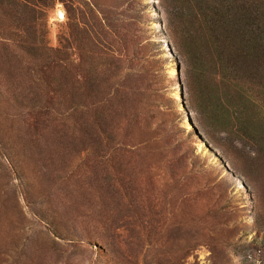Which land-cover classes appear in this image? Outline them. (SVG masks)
I'll use <instances>...</instances> for the list:
<instances>
[{
	"label": "rangeland",
	"instance_id": "obj_1",
	"mask_svg": "<svg viewBox=\"0 0 264 264\" xmlns=\"http://www.w3.org/2000/svg\"><path fill=\"white\" fill-rule=\"evenodd\" d=\"M93 1L66 2L99 35ZM116 1L127 25L140 23L134 32L146 47L140 58L163 141L120 143L108 155L99 149V119L91 127L66 101L48 105L24 69L5 68L0 56V264H264V175L235 169L216 144H234L251 158L257 147L206 107L194 64L167 33L173 4ZM42 21L46 43L60 47L70 33L64 5ZM102 42L120 54V43ZM251 81L224 91L231 111L254 121L264 114V87ZM39 107L44 114L35 118Z\"/></svg>",
	"mask_w": 264,
	"mask_h": 264
},
{
	"label": "trees",
	"instance_id": "obj_2",
	"mask_svg": "<svg viewBox=\"0 0 264 264\" xmlns=\"http://www.w3.org/2000/svg\"><path fill=\"white\" fill-rule=\"evenodd\" d=\"M66 1L0 0V56L5 58V68L12 70L17 64L24 69L48 105L57 108L66 101L74 113L83 112L91 127L95 126L92 119H99V149L105 148L108 155H114L115 145L120 143L142 148L162 142L164 123L158 121L151 103V73L140 58L146 47L138 45L140 37L134 32L140 25L137 17L127 25L116 0L113 5L94 0L92 5L99 14L98 35L78 21L74 8ZM58 2L65 7L70 33L60 37V47L52 48L46 43L42 20H47ZM163 2L173 4L167 33L175 49L194 64L193 78L200 81L206 107L225 129L230 124L235 128L229 130L230 134L250 139L257 155L251 158L245 151L234 149V144L213 143L228 153L235 169L247 165L263 176L264 133L259 124L264 122V114L253 121L246 118L245 112L231 111L224 88L237 89L240 81L257 78L264 87V0ZM102 37L120 43V54L106 50ZM98 58L99 68H89ZM238 97L243 96L239 93ZM41 114L44 109L39 107L35 118ZM31 128L39 129L34 119Z\"/></svg>",
	"mask_w": 264,
	"mask_h": 264
}]
</instances>
